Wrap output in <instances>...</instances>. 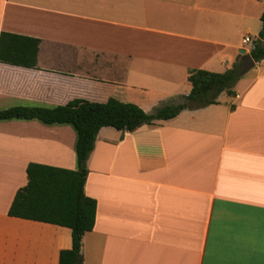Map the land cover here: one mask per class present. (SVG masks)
<instances>
[{"label": "crops", "instance_id": "obj_1", "mask_svg": "<svg viewBox=\"0 0 264 264\" xmlns=\"http://www.w3.org/2000/svg\"><path fill=\"white\" fill-rule=\"evenodd\" d=\"M264 0H0V32L39 39L36 64L0 62V109L115 97L146 112L189 70L244 58L235 95L133 131L99 129L84 192L83 264H264V58L243 42ZM244 49V54L240 50ZM70 124L0 120V264H59L71 229L10 216L30 162L76 168Z\"/></svg>", "mask_w": 264, "mask_h": 264}, {"label": "trees", "instance_id": "obj_2", "mask_svg": "<svg viewBox=\"0 0 264 264\" xmlns=\"http://www.w3.org/2000/svg\"><path fill=\"white\" fill-rule=\"evenodd\" d=\"M260 20L261 28L252 38L249 50V55L256 62L264 58V8ZM38 44V38L1 31L0 62L34 67ZM244 69L243 57L223 72L192 68L188 74L189 93L175 97L151 112L115 97H109L105 102L74 98L53 107L14 106L0 109V120L37 119L45 124H70L76 132V168L28 163L27 183L16 191L8 214L69 227L71 247L60 251L59 264H83L80 253L82 235L92 230L96 218V200L84 192L88 173L86 163L99 129L111 126L133 131L143 124L172 118L183 109L217 103L222 92L230 96L236 94L234 86Z\"/></svg>", "mask_w": 264, "mask_h": 264}, {"label": "water", "instance_id": "obj_3", "mask_svg": "<svg viewBox=\"0 0 264 264\" xmlns=\"http://www.w3.org/2000/svg\"><path fill=\"white\" fill-rule=\"evenodd\" d=\"M240 53L244 54V49H241V50H240ZM247 61H248L249 63H252V62H253V60H252V58H251L250 55H248V57H247ZM246 67H247V66H246ZM246 67H245V68H246Z\"/></svg>", "mask_w": 264, "mask_h": 264}, {"label": "built area", "instance_id": "obj_4", "mask_svg": "<svg viewBox=\"0 0 264 264\" xmlns=\"http://www.w3.org/2000/svg\"><path fill=\"white\" fill-rule=\"evenodd\" d=\"M243 41L244 42H252V38H250L249 36H245Z\"/></svg>", "mask_w": 264, "mask_h": 264}, {"label": "rangeland", "instance_id": "obj_5", "mask_svg": "<svg viewBox=\"0 0 264 264\" xmlns=\"http://www.w3.org/2000/svg\"><path fill=\"white\" fill-rule=\"evenodd\" d=\"M243 42H244V41H243ZM251 44H253V43L250 42V43H246L245 45L251 47ZM235 87H236V85H235ZM221 95H224V93H221Z\"/></svg>", "mask_w": 264, "mask_h": 264}]
</instances>
